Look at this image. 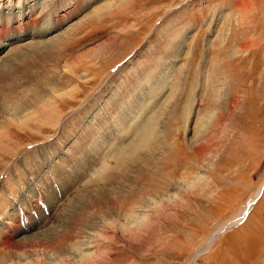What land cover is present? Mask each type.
Instances as JSON below:
<instances>
[{"label": "rangeland", "instance_id": "rangeland-1", "mask_svg": "<svg viewBox=\"0 0 264 264\" xmlns=\"http://www.w3.org/2000/svg\"><path fill=\"white\" fill-rule=\"evenodd\" d=\"M9 3L17 11L22 3L29 7L35 5L33 14L24 20L31 23L28 34L21 35L20 40L13 36L11 41L3 42L0 66L1 63L7 65V60H10L15 70L11 66L13 72L8 70L10 73H7L13 81L21 82L34 79L33 69L41 68V74L53 79V87L56 86L48 94L50 97L56 96L58 91L73 92L54 101L57 110L53 117L49 114L52 119L47 122L36 125L31 122L29 129L23 131L9 128L11 141L3 140L0 144L1 189L8 182L5 175L9 164L16 161V157L4 154L10 146L19 150L51 141L50 144L56 145L44 154L48 158L62 153L59 151L61 147L69 153L81 144L84 150L92 151V156L107 153L111 160L109 170L112 169L106 174L111 175H97L96 179L102 177L100 181L97 179V183L88 185L89 176L97 174V170L79 179V186L84 187L77 192L80 194L75 204L77 209L66 206L59 215L73 213L70 220L77 218L74 220L77 226L69 224L67 215L61 216L63 220L58 217L60 221L57 220V226L53 227L56 231L68 225L80 234L86 232L92 216L85 209L86 204L98 192L110 188L112 180L105 182V179H111L112 171L115 173L116 169L126 179L124 186L128 194L133 190L137 194L140 192L141 196L144 194L143 205L135 214L138 218H145L144 222L136 225L135 230L138 231L132 232L130 226L128 236L122 234V229L112 228L107 230L114 232L111 239L106 236L90 239L88 243L97 253V264H190L204 247L207 250L196 256L193 264H264V187L248 214L238 222L264 183V0H90L86 6L82 5L70 13L68 10L75 6L71 0L68 9L62 4L66 10H59L54 16L61 21L59 27L47 28L41 35L34 34L41 26V15L53 11L45 9L38 13L45 8L46 0H0V9L3 7L5 12ZM52 5L53 9L57 8L54 2ZM103 5L102 9L110 5V13L92 16ZM33 15L38 17L36 22L30 21ZM6 21L4 19L2 25H6ZM42 23L49 27L51 19ZM15 28L21 32L18 25ZM59 34L64 36V45L54 47L48 57H42L40 51L33 53L35 39L44 42ZM25 49L30 52L26 53ZM71 61L77 68L69 72L65 65ZM216 82L225 87L221 95L217 92ZM219 95L223 111L216 121L212 109L206 104L215 101ZM86 100L87 104H82ZM72 110H82V113H75L69 120L67 117ZM83 111L89 113L84 114ZM158 112L166 113L159 136L161 145L156 146L160 153H153L152 149L137 144L141 154L136 157V163H124L126 167L122 172L113 158L125 148L128 149L123 152L131 150L129 143L137 141L138 133L152 117L155 120ZM205 114L208 115L204 118V121L207 119L206 125L195 138L197 119ZM61 118L67 125L61 131L62 135L56 137ZM93 119L95 122L89 123ZM85 121L87 126L84 127ZM116 129L122 131L117 133ZM124 131L128 133H125L126 139L118 141ZM162 147H166L165 150ZM103 155H99L100 159L105 157ZM154 160L159 161L158 164ZM24 161L26 163L22 162L21 168L31 165L35 173H42L45 167H49V164L43 165L41 159L34 163ZM14 170V175L9 177L11 180L18 177ZM198 178L201 180L197 183ZM18 188L15 193H18ZM53 191V197L61 201L64 192L56 193L55 188ZM15 193L10 197L17 198ZM38 193L34 192L33 197L37 198ZM23 196L27 199L26 194ZM23 196L19 194L17 198L21 204ZM36 203L43 211L48 209L45 202L37 199ZM42 210L35 211L40 215ZM49 215L52 211L45 216L49 224L42 223L39 218V223L35 221V228L28 226L29 229H23V232L35 233L52 226L54 217L52 215L50 220ZM22 222H27V219L19 221L20 227ZM227 227L231 228L222 234ZM53 228L46 230L47 233L53 234ZM218 232L221 235L217 241L208 245L210 237L215 233L218 235ZM17 235L18 232L12 238L17 239ZM119 236L125 239L121 240ZM74 240L66 241V247L64 245L68 253L73 252L75 243L77 247L81 241ZM19 247V250H14L11 262L3 256L0 264H12L13 260V264H20L18 258L49 255L48 249L42 246L37 249Z\"/></svg>", "mask_w": 264, "mask_h": 264}, {"label": "bare ground", "instance_id": "bare-ground-1", "mask_svg": "<svg viewBox=\"0 0 264 264\" xmlns=\"http://www.w3.org/2000/svg\"><path fill=\"white\" fill-rule=\"evenodd\" d=\"M58 1L60 4H57ZM73 1L75 2V6H74V8L71 7L68 10V12H70V13L71 12L74 13V11L77 8H80L82 5H85L88 2L90 3V0H72V2ZM46 2L47 3H45V8L40 10L38 13H41V11H44L45 9H48V11L49 10H53V11L50 12L48 15L47 14L46 15L44 14V16L41 15V26H39L38 31H36L34 34L41 35L42 33L45 32V30L47 28H49V30L57 29L59 27V25L61 24V21H58V19H56L54 16H56L58 14L59 10H64V9L66 10V8L68 9V7H70L69 3H71V0H68L67 2H66V0H46ZM53 2L55 3V5H57L56 9H53V5H52ZM35 4H33V5H35ZM42 4H43V2L41 3V5ZM62 4L67 5V7L65 8V6H62ZM24 5L26 6V8ZM33 5H31L29 7L28 4L22 3L18 6V11H17L14 8L15 6L12 5L11 3H9V5H7V7L5 8L6 9L5 12L2 10L3 7H1V9H0V25L3 24L4 19H6L7 21L5 23L6 25L0 26V48L5 44L3 42L9 41V40L11 41L13 39L12 38L13 36H15L16 39H19V38H21L20 37L21 35H25L27 33V30H31V25H30L31 23L29 22L30 24H28L24 20H25V18L29 19V16L33 14V12H34V6ZM105 5L96 9L93 12L92 16L100 17L103 14H105V15L109 14L110 13V5L104 9H102ZM120 5H121V3H120ZM37 18H38L37 16L36 17L34 16V18L30 19V21L36 22ZM49 19H51V24L49 27H47L48 25L46 26V24H43L42 22H46ZM32 24H34V23H32ZM17 25L19 26V29H21V32H17L18 30H17V28H15ZM5 28L7 30H5ZM32 30H35V29H32ZM65 33H67V32H65ZM6 36L8 37L7 39H6ZM53 37L51 39L45 40L44 42L43 41L37 42L39 40L35 39L34 40L35 41L34 42L35 47L32 49L33 53H35V51H36V53L38 51H40V52H42V57H43V55L48 57L47 56L48 53L54 47H57L58 45L59 46L64 45V36L62 34H59V35H56ZM41 40H42V38H41ZM103 46H104V44H103ZM100 48L101 47H99V49ZM26 49H25V51H26ZM25 51L23 53H25ZM18 52L21 53L20 51H18ZM27 52L29 53L30 51H26V53ZM98 53H99V51H98ZM98 53H96L97 56H98ZM25 56H23V57H25ZM16 57H19V56H16ZM31 57H29V59H32ZM75 58H76V60L78 59L77 57H75ZM4 60H5V58H4ZM40 60H42V59H40ZM21 61H22V59H21ZM32 61H31V63H32ZM71 62L68 66L65 65L66 70H68L69 72L74 71L77 68V65L75 63H73V62L71 63ZM20 64H18V65H20ZM36 64H35V66H36ZM57 65H59V64H57ZM11 66L13 68V65H11L10 60H7V65L3 66L1 63V66H0V90H1L0 91V144H2L3 140H5V141L7 140L8 142L11 141L9 128H12V129L15 128L19 131H23V129L28 130L30 127L29 123H31V122H34L36 125L39 122H47L48 120L52 119L51 118L52 114L56 113V110H57L56 107H54V104H55L54 101H56V100L59 101L62 99L63 96H68L69 94H71L73 92L70 90L68 93H63V92H60L57 90L58 94H56V96L50 97L48 94H50L52 92V89H55L54 87H56V86L53 87L54 84L51 81L53 79L49 78L48 76H46L44 74H41V68H34L33 69L34 75L36 76L34 79H31V80L27 79L26 82H24V81L21 82L22 80L13 81L10 78L11 75L8 73H10L12 71ZM15 67H17V66H15ZM27 68H29V67H27ZM62 68H64V67H62ZM8 70L10 72H8ZM18 70H20V68ZM30 71L32 72V70H30ZM19 72L20 71H18V73ZM18 73L15 72L16 75ZM29 75H31V74H29ZM216 84L218 85L217 88H219V90L217 89V92L220 95H221V93L223 94L222 88H225V87L220 86L217 82H216ZM213 85H214V89H216L215 83H213ZM220 95H219V97L215 98V101H210L208 104H206L207 108L210 107L212 109V114L214 115V118L216 117V121L221 118L222 111H223V102L221 100ZM82 104L86 105L87 100L84 101ZM84 105L81 108H83ZM89 107H90V105H89ZM164 111H166V109ZM73 112H74V110H72L69 113L67 119L71 120L72 116L75 113H82V110H79L78 112L75 111L74 113ZM208 112H209V110L207 111V113ZM83 113L88 114L89 112L83 111ZM206 114L203 115V117L201 116V118L197 119L198 121L196 123V130L194 133L195 138L199 132L201 133L200 129L203 128V126L207 120L206 119L204 121V118L206 116L208 117V115H206ZM155 115H156L155 120L152 117L149 121H147V125L142 129V131L140 133H138L137 141H132L134 144H132V142L130 141L131 143H129V145H130L131 150L128 151V153L123 152V151H126L128 149V148H125L124 150L120 151L119 155L115 159L113 158V160H115V165L117 166V168H121L119 170L125 171V169H123V167H126L124 165V163L127 164L129 161L130 162L135 161L134 163H136L135 159H137L136 157L138 155H140L141 151H142V150H140V148L138 146H136L137 144L143 148L150 149V150L152 149L153 153H155V152L160 153L159 149L156 146L161 145V141H160L161 139L159 136L161 135V131H162L163 125L165 123L164 118H165L166 113L165 112L164 113L158 112ZM97 117H98V115H97ZM209 120H211L210 117H209ZM60 121H61V124H59V126L56 129V130H58V128H59V131L57 132L56 137H58V135L62 133L61 131L67 125L65 120L62 119ZM166 121H167V119H166ZM86 122L87 121L83 122L84 127L87 126V124H85ZM93 122H95L94 119L91 120L89 123H93ZM43 124H45V123H43ZM197 126H198V128H197ZM120 131H122V130L116 129L117 133H120ZM125 133L126 132L124 131L121 134L118 141H124L126 139V135H128V133H126V135H125ZM198 135H200V134H198ZM195 140H197V139H195ZM50 142L51 141L42 142L40 144L37 143V144H34L33 146H25L24 148H19V150L12 149L10 146L8 149V152L4 153L6 156L8 155L11 158L16 157L14 159V161L15 160L16 161L14 163L12 162L11 164H9L10 167L6 171L8 173H7V175H5L8 177V179H7L8 182L4 183L6 185L4 188H2L3 189L2 193H0V257L5 256L7 258V259L5 258V260H10V262H11V259H13L15 256L14 250L17 248L19 250L20 249L19 246H21L22 249H27L28 247L31 249L32 248L37 249L39 246H42L43 248L48 249L49 255L48 254H36L35 256L32 255V257L29 255V256H26L25 258H21V259L18 258L17 261L20 262V264H79V263L80 264H97L96 263V261H97L96 258H98L96 256L97 253L91 250L92 247L88 243L90 241V239L92 237H95L97 239L100 236L101 237L103 236V238H104V236H106L109 240V239H111V234H113L114 232L109 233V232H107V230L112 229V228H115V230H117L116 228L122 229L121 232L123 235H128L130 233V229H129L130 226H132V232L138 231L139 229L135 230L136 225H139L141 222H144L145 218L144 219L138 218V217H136L135 214L137 212L136 211L137 208H140L143 205L142 197L144 194L141 196L140 192L137 194L136 191H134V190L132 191V193L128 194L127 191L125 190V186H124L126 179L123 178L124 176L119 174L120 172L117 173L116 170H118V169H116L115 173H117V174H115L114 171H112L114 173V175L112 173L111 179H109V178L105 179L106 180L105 182H107V181L110 182L112 180L110 183L111 186L109 185L110 188H108V190L98 192L96 194V197L91 201L89 199L90 202H88V204H86L87 206L85 207V209L87 211L89 210L92 214V216L90 215L91 219H90V221H88V222H90V225H88L89 227L87 226L86 232H83L81 230L82 232L80 234V233H78V231H75L77 229H75V230L72 229V227H73L72 225L77 223V221H76V223H74V220L75 219L77 220V218H75L74 220H70L71 217L73 216V213L67 215L68 212H66V211H64L66 213L63 212L64 215L62 214L61 216L65 217L67 215V217L69 218L68 222H69V224H72L71 225L72 227L71 228H70V226L67 227L68 226L67 225L66 228L59 227L60 230L57 229V231H56L53 227L57 226V225H55L57 220L60 221V219H58V217H61L59 215H60V213H62V210H64L66 208V206H68V207L74 206L76 208L75 204L78 202V199H80L79 198L80 194H78L77 192L81 187H84V186H79L81 183V182H79V179L81 177H83V178L86 177L89 172L92 173V171L96 172V170H97V174H95V175L91 174L93 176H89V178L91 180H90V183H87V185L92 184L94 182L97 183V179H98V181H100V179L102 177L99 176V178H97V179L95 177L97 175H103L105 177V175H108L106 173H108V171H110L112 168L109 170V167H111V165H110L111 160H109V156H107V153H104V155L101 153H98L99 155L105 156V157H102L105 160V164H104V160L102 158H101L102 159L101 160L99 155L96 154L95 156H92V151L88 148H86L84 150L82 147L83 145H81V144L78 145V149H73L69 153H66V150L64 151L63 147H61L59 149V151H62V153H56V154L50 155L48 158H46V156H44L46 151L49 150L50 147H53L54 145H56V144H50ZM115 142H116V140H115ZM142 145H144V146H142ZM195 146H196V144H195ZM165 148L166 147H162V150H165ZM1 149H2V147H1ZM21 157L24 159L20 160ZM38 159L42 160L43 165L47 166V164H49V167L48 168L45 167L44 170L42 171V173H35L34 167H32L31 165H28V164L26 166H24L23 168H21V164L23 165V163H26L24 160H28L29 163H34ZM158 159H160V158H158ZM154 161L157 162V160H154ZM158 162H157V164H158ZM65 164H67L68 166L65 167ZM149 166L150 165H148V167ZM98 167H101L100 172H99L100 168L98 169ZM150 167H152V165ZM13 169H15L14 172L16 173V175H18V177H14L11 180V179H9V177L14 175L13 171H12ZM124 173H123V175H124ZM110 175H108V176H110ZM199 180H201V179L198 178L196 182L198 183ZM88 182H89V180H88ZM101 182H102V180H101ZM53 185H54V188L56 189V193H58V192L62 193V191L64 192V194L62 195L63 198L61 199V201L59 199L53 197V194H54ZM93 185H95V184H93ZM103 186H105V185H103ZM103 186H101V187H103ZM17 188L19 189V191H18V193L17 192L15 193ZM87 188H89V187H87ZM90 188H91V186H90ZM0 189H1V187H0ZM91 189H93V188H91ZM81 190H82V188L80 189V191ZM87 190H89V189H87ZM34 192H39L38 193L39 195L37 196V198L33 197L32 194ZM260 192L261 191L259 189L257 191L254 199L247 205L243 214H248V211L250 210V208H252L253 203L256 200V197H258L260 195ZM13 193L16 194L17 198H18L19 194L21 196L26 194L27 199H25L24 196L21 197L22 200L24 201V202L22 201V204H21V201L18 200L17 198L13 199L12 197H10V195H12ZM149 193L152 194L151 191ZM31 195L33 198H31ZM68 195H69V198H67ZM145 196H147V195H145ZM37 199L39 200V202H42V201H43V203L45 202V204L48 208L47 210H45L47 212L46 214H45V211H43L42 208L39 205H37V203H36ZM172 199L174 200V198H172ZM66 202H68V203L65 205ZM80 202H82V201H80ZM39 208L42 210V214H40V215H38V213L35 211V210H39ZM29 209L34 211V213L32 211L31 212L33 214H36L37 219H35L33 217V215L31 214V212H29L30 211ZM82 209H84V208H82ZM144 209H146V208H144ZM50 210L52 211V215L54 217L52 219V215L51 216L49 215L50 220L51 219H52V221L54 220L53 222L51 221L52 226H50V227L48 226L47 228L43 229L42 231H36L35 233L28 232V234H27V233L23 232V229L26 230L28 228V226L32 225V228H35L37 226V223L35 224V221L37 222L39 220V218L42 219V223L48 222V224H49L48 218H46L45 216H48L49 212L51 213ZM66 210H68V208ZM78 213H79V211H78ZM83 213H86V212H83ZM74 216H75V214H74ZM245 216L246 215H244V217ZM62 217H61V219H62ZM144 217H145V215H144ZM25 219H27V222H24L23 225L20 227L19 221L20 220L22 221ZM240 220H238V222H240ZM38 223H39V221H38ZM84 225L86 227V224H83V227H84ZM231 225H234V224H231ZM76 226H77V224H76ZM76 226H75V228H76ZM232 227H235V226H232ZM50 228H53L55 230L53 234L47 233ZM229 228H231V227L224 228L222 231L223 232L222 234H224V231L229 230ZM46 230H48V231H46ZM44 231H46V232H44ZM16 232H18V235L15 237L17 239H13L12 236L15 235ZM218 233H219L218 235H215L216 234L215 233L214 235H212L210 237L208 245L217 241L216 239L221 235V232H218ZM75 238H77L79 240L81 239V241L77 244V247H76V243H75L74 251L72 249L73 252L68 253L67 249L65 248L66 247V245H65L66 241L70 242L71 240H74ZM119 239L123 240L125 238L122 236H119ZM74 241L76 242V240H74ZM64 245H65V247H64ZM68 245H69V243H68ZM102 245H104V243ZM128 245H129V243H128ZM128 245H126V246H128ZM96 246H98V245H96ZM206 250H207L206 247H204L202 249V251H200V253L196 254L191 259L190 264H193V260L196 256L201 254L203 251L205 252ZM104 253L105 252H103V254ZM100 254L101 253H99V255ZM12 262L15 263L14 260ZM98 263H100V262H98Z\"/></svg>", "mask_w": 264, "mask_h": 264}, {"label": "water", "instance_id": "water-1", "mask_svg": "<svg viewBox=\"0 0 264 264\" xmlns=\"http://www.w3.org/2000/svg\"><path fill=\"white\" fill-rule=\"evenodd\" d=\"M263 187H264V183L260 186V190L263 189ZM243 219H244V215L241 216V221H240V222H242ZM240 222H239V223H240Z\"/></svg>", "mask_w": 264, "mask_h": 264}]
</instances>
